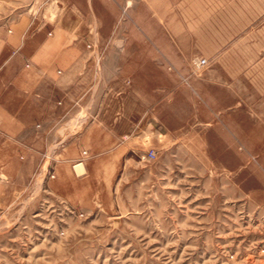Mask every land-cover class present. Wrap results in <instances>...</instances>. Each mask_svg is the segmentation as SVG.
I'll return each instance as SVG.
<instances>
[{
	"label": "rangeland",
	"instance_id": "374dc122",
	"mask_svg": "<svg viewBox=\"0 0 264 264\" xmlns=\"http://www.w3.org/2000/svg\"><path fill=\"white\" fill-rule=\"evenodd\" d=\"M253 1L0 0V42L23 18L86 50L81 113L0 147V264H264V94L229 88L264 60Z\"/></svg>",
	"mask_w": 264,
	"mask_h": 264
},
{
	"label": "crops",
	"instance_id": "0c3cea01",
	"mask_svg": "<svg viewBox=\"0 0 264 264\" xmlns=\"http://www.w3.org/2000/svg\"><path fill=\"white\" fill-rule=\"evenodd\" d=\"M253 2L256 3V0ZM255 9L253 15H248L252 21L248 24L249 28L261 17V13L256 15ZM34 24L35 20L22 18L10 25L8 32L2 31L0 52H5V55L2 60L0 56V68L13 74H0V147L16 149L36 145L33 138L29 141L23 138L27 131L36 132L33 120L23 119L24 115H28L27 111L34 116L44 114L47 119L46 130H53L58 123L53 118L56 103L59 102L57 96L62 98L61 115L81 113L79 104L84 98L86 87L85 79L77 74L85 66L86 50L83 46L63 44L62 35L59 34L52 38L45 34L29 35ZM253 29L256 27L253 26ZM245 33L240 31L238 34ZM247 34L252 33L250 31ZM58 67L70 70L63 77H55L53 69ZM229 88L236 93L238 101H246L251 94L254 96L253 101H258L264 94V60L254 62L241 75L239 72L237 75L233 73ZM26 124H30V128H24ZM49 141L54 143L53 139Z\"/></svg>",
	"mask_w": 264,
	"mask_h": 264
},
{
	"label": "built area",
	"instance_id": "2783aa9c",
	"mask_svg": "<svg viewBox=\"0 0 264 264\" xmlns=\"http://www.w3.org/2000/svg\"><path fill=\"white\" fill-rule=\"evenodd\" d=\"M208 65V62L206 59H200L197 58L193 61V67L196 72L202 71L204 68H206ZM156 156V153L154 150H150L149 153H147L146 158L148 159H154Z\"/></svg>",
	"mask_w": 264,
	"mask_h": 264
},
{
	"label": "water",
	"instance_id": "95a60500",
	"mask_svg": "<svg viewBox=\"0 0 264 264\" xmlns=\"http://www.w3.org/2000/svg\"><path fill=\"white\" fill-rule=\"evenodd\" d=\"M77 175L81 176L85 173V170L83 168V165H78L75 167Z\"/></svg>",
	"mask_w": 264,
	"mask_h": 264
},
{
	"label": "bare ground",
	"instance_id": "6f19581e",
	"mask_svg": "<svg viewBox=\"0 0 264 264\" xmlns=\"http://www.w3.org/2000/svg\"><path fill=\"white\" fill-rule=\"evenodd\" d=\"M79 165H83L82 163H80ZM78 166V165H77Z\"/></svg>",
	"mask_w": 264,
	"mask_h": 264
}]
</instances>
